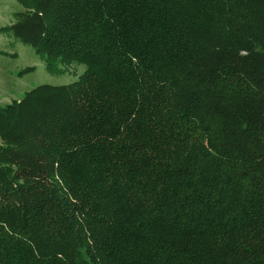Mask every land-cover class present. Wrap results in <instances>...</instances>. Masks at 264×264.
<instances>
[{
  "label": "trees",
  "instance_id": "16d2710c",
  "mask_svg": "<svg viewBox=\"0 0 264 264\" xmlns=\"http://www.w3.org/2000/svg\"><path fill=\"white\" fill-rule=\"evenodd\" d=\"M17 1L0 264H264V0Z\"/></svg>",
  "mask_w": 264,
  "mask_h": 264
},
{
  "label": "rangeland",
  "instance_id": "374dc122",
  "mask_svg": "<svg viewBox=\"0 0 264 264\" xmlns=\"http://www.w3.org/2000/svg\"><path fill=\"white\" fill-rule=\"evenodd\" d=\"M17 0H0V105L22 99L26 92L42 84L66 85L78 81L87 66L84 63L62 65L61 72L46 69L44 59L31 45L24 44L9 29L23 12ZM32 69L21 74L24 69Z\"/></svg>",
  "mask_w": 264,
  "mask_h": 264
}]
</instances>
